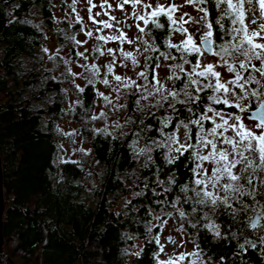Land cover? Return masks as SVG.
<instances>
[{"label": "trees", "instance_id": "trees-1", "mask_svg": "<svg viewBox=\"0 0 264 264\" xmlns=\"http://www.w3.org/2000/svg\"><path fill=\"white\" fill-rule=\"evenodd\" d=\"M49 6L50 0H0L2 237L3 251L12 264H157L159 247L152 237L159 233L161 220L167 216L163 212H171L168 217L192 237L205 264H209V258L210 264H264V246L246 247L239 254L236 240H217L203 227L206 221L201 219L193 228L170 207L179 193V188L169 183L170 177L174 174L180 184L189 182L191 177L188 153L173 164L166 159V137L177 131L178 120L188 116L182 106L177 105L173 112L157 94L141 99L142 94H148L142 88L128 96L122 125H95L91 113L97 101L96 88L86 81L83 93L77 89L69 91L63 81L65 68L58 67L56 61L42 60L44 29L52 25ZM207 6L212 19L215 7ZM33 8L38 10L44 26L32 20ZM160 22L165 24L163 29H157L151 21L145 27L149 44L155 39L160 51L167 53L169 49L163 41L174 32L166 18L161 17ZM225 25L231 27L228 21ZM213 32V39L219 43L215 27ZM64 44L68 45L66 36ZM212 47L215 54L217 49ZM171 51L179 57L174 49ZM55 67L57 76L51 70ZM179 75L181 79L170 80L163 95L174 90L173 85L176 90L183 87L181 81L186 77ZM153 76L151 60L147 82ZM150 88L155 89V85ZM67 95L74 98L73 104L67 105ZM200 95L203 97L204 93ZM157 101L163 106H157ZM119 115L118 111L117 118ZM169 116L172 122L165 128L163 121ZM65 122H71L87 142L92 164L58 159L63 151L58 128ZM210 126L206 121L205 127ZM166 187L172 191L166 193ZM183 208L191 212L190 205L184 204ZM253 213L259 217L257 226L252 228L245 217L244 227L245 235L255 240L264 226V209L256 207L248 216ZM156 215L162 216L159 224L155 223ZM216 223L221 225L222 233L239 227L224 215ZM137 241H142L139 255L130 258V248ZM193 261L185 257L179 264ZM0 264L9 262L0 255Z\"/></svg>", "mask_w": 264, "mask_h": 264}, {"label": "snow or ice", "instance_id": "snow-or-ice-1", "mask_svg": "<svg viewBox=\"0 0 264 264\" xmlns=\"http://www.w3.org/2000/svg\"><path fill=\"white\" fill-rule=\"evenodd\" d=\"M78 2L79 0H72V3L68 5L75 13L74 23L81 25L80 31H83L85 36L102 42L93 48V51L99 53V57H111L107 63L99 67L96 63L81 65L89 73L87 82L93 87L97 82L96 77H101L98 82L108 86L109 76L117 85L113 91L118 92L120 84H123L125 88H132L135 85L137 90L152 87L150 83L138 85L135 80L115 74L117 58L113 54L114 49L105 48L109 42L118 41L127 43L129 46L136 42L128 35L124 27L125 21L130 19L129 12L147 25L149 20L145 17L144 10L148 9L151 23L157 29L165 27V24L160 22L161 17H164L171 25V32L185 37L180 43H175L171 36H166L163 46L169 49L167 53L160 51L155 39L150 44L140 40V43L145 44L143 52L159 53V56L155 58L146 57L145 67L150 59L153 62V68L160 67V64L155 62L160 58L164 61L178 59V63L172 64L173 74L168 76V79L179 81L181 78L178 73H183L186 77L181 81L182 88L176 90L173 85L174 90L168 91L167 95L162 94L165 86L160 84L159 80H156L160 86L155 89V92L148 91L147 96L141 95V99H147L161 94V100L167 102L173 112H176L177 105H180L188 113L186 119L178 120L175 125L177 131L183 129V137L173 132L165 140L168 146L166 159L169 164H173L185 153H188L186 159L192 164L189 182L180 184L176 181L174 174L170 177L169 183L179 188V193L176 194V199L171 202L170 207L178 212L181 219L191 223L193 228H196L202 219L206 221L203 227L211 232L215 239L236 240L239 254H242L246 247L255 249L258 244L264 246V226L260 227L255 240L245 235L244 227L245 217L252 221L253 228L256 227V220L248 216L250 210L255 211L256 207L264 209V22L258 24V20L264 21V0H184V3L180 5L174 0L167 5L159 3L152 5L146 0H118L115 8L124 13L122 17L111 14L113 4L109 0H101L99 5L93 0H87L88 20L92 25L97 26L95 28H89L87 23L83 22L76 10ZM126 5H130V8H126ZM188 5L202 15L192 17L187 12L176 15L181 7ZM207 5L215 7L216 14L212 19H210L211 9ZM97 7L101 11L93 14V9ZM256 11L259 12V16L253 15L251 23L257 27L251 29L246 22L247 14ZM102 15L106 16L107 20L96 19ZM225 21L230 22L231 27H226ZM129 27H136L139 33H145V28L140 25H129ZM214 27L217 29L216 40L220 41L219 43L213 39ZM105 30H112L113 34L94 35V32L99 33ZM66 39L74 42L77 47L87 43V40H77L75 34L66 35ZM139 39L137 37V40ZM198 45L208 46V51H211L212 46L215 45L217 51L214 56L218 57V61L215 58L211 63L202 61L201 56L205 53ZM173 49L179 53V57L173 55L171 51ZM115 51L125 62L131 61L133 66L139 65L137 55L132 50L120 48L117 44ZM136 51L141 52L140 49ZM44 52L47 54L48 49H44ZM59 52L60 49H57L53 55L49 56V59L58 58L63 61L65 72L62 75L66 78L72 77L73 82L77 78H85L82 73L73 71L69 66L73 61L59 57ZM85 52L77 51L75 55L88 60ZM189 57H192V60ZM185 65H190V69L186 70ZM123 66L127 67V63ZM220 68L225 69L229 74L227 78L218 70ZM102 73L103 76H101ZM138 75L143 80H148V72L140 71ZM76 88L80 93L85 91L79 85H76ZM201 93H204L203 97ZM97 95L107 104L113 103L104 93L98 92ZM136 103L139 105L140 101L137 100ZM157 106L163 105L157 101ZM215 106H221L227 111L219 110ZM105 115L101 112L99 117L92 116V119L96 120ZM246 120H252L255 123L249 125L245 123ZM206 121L210 122V127H205ZM171 122V116L167 117L163 121V127L167 128ZM72 134L68 133V135ZM143 151L144 149H141V152ZM160 183L164 182L160 181ZM164 191L167 193L172 189L166 187ZM184 204L190 205L191 212L184 210ZM163 214L172 215L171 212H163ZM220 215L227 216L233 226H239L238 229L222 233L221 225L216 223ZM154 219L161 220L159 216H154ZM166 224V220H161L159 227L163 229ZM148 230L151 232L152 228L149 227ZM180 231H183V228ZM241 237H243L242 242H240ZM152 239L159 246V252L156 253L159 256L165 251V245L161 243L159 234L154 235ZM171 242L179 243L175 240ZM261 251L264 254V248ZM191 255L196 256L200 264H205L200 253H191ZM183 259L184 254L180 253L165 261L158 260L157 264H179ZM210 262L211 258H209V264ZM192 264L196 262L193 261Z\"/></svg>", "mask_w": 264, "mask_h": 264}, {"label": "rangeland", "instance_id": "rangeland-1", "mask_svg": "<svg viewBox=\"0 0 264 264\" xmlns=\"http://www.w3.org/2000/svg\"><path fill=\"white\" fill-rule=\"evenodd\" d=\"M94 3L99 5L101 3V0H93ZM110 3L113 4V9L111 10V14L116 15L118 17H122L124 13H122L120 10L115 8V4L118 2V0H109ZM147 3L155 5L159 3L160 5H167L170 2H173V0H146ZM174 2L178 5L183 4L184 0H174ZM72 3V0H50V9L52 13L51 21L52 25L49 28L44 29V41L41 45V48L43 49L42 52V60L46 63V61L49 60L51 63L52 61H56L58 64V67L65 68V65L63 64V61L54 58L49 59L50 55H53L57 49H60L59 57H63L64 59H69L72 62L69 66L73 69V71L77 73H82L85 78H77L75 79V82H73L72 77H64L63 81L68 86V90L71 92H74L77 88L76 85H79L80 87L83 86V84L88 80L89 73L85 71L81 65L85 63H96L99 67L103 63H107L111 57H99V53L93 51V48L98 42L93 38H89L84 35L83 31H80L81 25L74 23L75 21V13H73L72 9L68 7L69 4ZM89 5L87 3V0H79V2L76 4V10L79 12L80 16L83 19V22L87 23L89 28H95L97 26L92 25L91 21L88 20V9ZM126 8H130V5H126ZM97 11H101L99 7L93 9V14ZM148 9L144 10L145 17L148 18L149 21H151V17L148 16ZM187 12L192 17H198L199 15H202V13H199L195 11L190 5L181 7L179 12L176 13L177 16H179L181 13ZM32 19L36 24L39 26H44L42 24V18L41 15L38 14V10L33 8L32 10ZM130 16V19L125 21V29L128 32V35L132 37L134 41H136L133 45L129 46L127 43H119L117 42H109L107 45H105V48H113L114 49V55L117 58V66L114 67L115 74H119L122 77H126L130 80H135L136 84L138 85H144L150 83L151 85H155V89L160 86V84H163L164 86L169 87L170 80L168 79V76L173 74L172 64H174V61H164L163 58H160L158 60V64H160L159 68H154V76L155 79H151V82H147L143 80L138 73L140 71L148 72V67L151 63V59L148 60L147 66L145 67V58L146 57H154V52L148 51L143 52V49L145 47V44L140 43V40L146 41L149 43V32L146 30L145 24L143 23V20H138L134 16L131 15V12L128 13ZM253 15L259 16V12H249L247 14V23L249 28L255 29L257 25H254L251 23V20L253 18ZM97 20H107L106 16H100L96 17ZM187 19V17H186ZM264 21H259L258 24L262 23ZM129 25H140L145 28V33H139L138 28L136 27H129ZM185 27H188V25H185ZM87 30V29H85ZM113 34L112 30H105L104 32L96 33L94 32V35H104V34ZM76 35L77 40L84 41L87 40V43L84 44L82 47H77L74 42H71L68 40V45L66 46L64 44V38L66 35ZM137 37L140 39L137 40ZM172 40L175 43H180L182 39H184V36H181L178 33L172 34ZM117 44H119L120 48L132 50L134 54L137 55V59L139 61L138 66H133L131 64V61L125 62L122 58H120L119 53L116 50ZM200 46V45H198ZM71 47L70 51L68 48ZM44 49H48L47 54L44 52ZM87 51L85 52V50ZM137 49H140L141 52L137 53ZM103 50V49H101ZM79 52H85V55L88 56V60H83L75 55V53ZM203 52V51H202ZM157 57L159 56V53H156ZM179 55V53H178ZM93 57H98V59H93ZM216 59L218 61V57H215L213 52L211 55H203L201 56V60L205 63H211L213 59ZM127 63V67H124L123 65ZM185 69L189 70L190 66L185 65ZM54 75L57 76V68L54 69ZM223 73L225 78L229 76V74L226 72L225 69L220 68L218 69ZM106 71V70H105ZM62 70L60 71V73ZM179 74V73H178ZM183 74V73H182ZM103 76V73L101 74ZM96 84L95 88L98 92H102L105 95L109 97L110 100H112V104H107L102 97L97 95V101L95 103V106L93 108V111L91 113V116H98L101 112H104L106 115L104 117H101L99 119L94 120V123L96 126H104V127H111L115 128L117 125H122V118L123 115H125V110L127 109V100L128 96L136 90V92H139V90L136 89L135 85L132 88H125L123 84L119 85V90L113 91V88L117 87L116 82L112 81L111 77L109 76L108 79L110 80V84L108 86H105L98 81L101 79V77H96ZM156 80H159L160 84L156 83ZM178 85L177 87H179ZM155 89L148 88V91L155 92ZM135 93V92H133ZM70 94V93H68ZM163 94V93H162ZM161 94H157V96ZM74 98L71 95H67V105H71L74 103ZM123 105V107H121ZM218 109H221V106L217 107ZM66 111H69V107H66ZM120 112L119 118H117L116 113ZM245 123L252 125L255 122L246 120ZM59 137H60V145L63 148L62 155L58 157V159L67 160V161H79L88 165V162L90 163V159L88 156V145L87 142L83 141L82 138H80L78 134V129L71 123V122H65L59 125ZM177 135H179L181 138L183 137V130L180 129L179 131H176ZM68 133H73L72 135H68ZM123 133V132H122ZM76 135V136H75ZM75 136V137H74ZM148 151V150H147ZM146 151V152H147ZM175 155V153H173ZM92 164V163H90ZM129 198H125V201H128ZM254 214V213H253ZM160 218L161 215H156ZM253 216V215H252ZM251 216V217H252ZM259 218V217H258ZM164 220L167 221V224L164 225L163 229L159 227V235L161 237V243L165 245V251L163 253H160L159 256H156L157 261H165L170 258H174L178 256L180 253L184 254L185 257H189L194 261L200 262V260L197 259L196 256L191 255V253H197L196 248L193 242V239L190 235L185 234L184 232L180 231V223H176L174 219L171 217L166 216ZM259 220V219H258ZM259 221H257L258 224ZM155 223L159 224V220L155 219ZM155 224V225H156ZM171 238L170 240L168 238ZM175 240L178 241V244H173L171 241ZM142 241L135 242V245L130 248V258H132L136 253L139 252L141 249ZM159 247V246H158ZM159 252V251H158ZM182 261V260H181ZM180 261V262H181ZM179 262V263H180Z\"/></svg>", "mask_w": 264, "mask_h": 264}, {"label": "water", "instance_id": "water-1", "mask_svg": "<svg viewBox=\"0 0 264 264\" xmlns=\"http://www.w3.org/2000/svg\"><path fill=\"white\" fill-rule=\"evenodd\" d=\"M202 51L206 53V55H211L213 52V47L211 51H208V46L206 45H200ZM252 121V120H250ZM255 122V121H254ZM4 211V202H3V191H2V180H1V164H0V255L6 259L9 264H12V262L9 260L8 256L6 253L3 251V237H2V215ZM253 219L256 220V226H257V221H258V215L257 213L253 214ZM250 225L252 227V221H250ZM253 228V227H252Z\"/></svg>", "mask_w": 264, "mask_h": 264}]
</instances>
